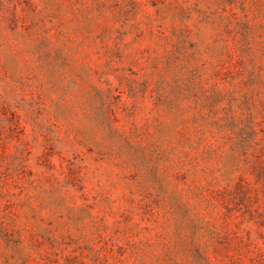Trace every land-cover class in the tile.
<instances>
[{"label": "rangeland", "instance_id": "1", "mask_svg": "<svg viewBox=\"0 0 264 264\" xmlns=\"http://www.w3.org/2000/svg\"><path fill=\"white\" fill-rule=\"evenodd\" d=\"M0 264H264V0H0Z\"/></svg>", "mask_w": 264, "mask_h": 264}]
</instances>
